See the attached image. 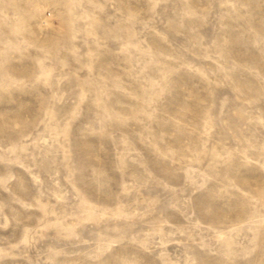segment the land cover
<instances>
[{"label":"rangeland","instance_id":"obj_1","mask_svg":"<svg viewBox=\"0 0 264 264\" xmlns=\"http://www.w3.org/2000/svg\"><path fill=\"white\" fill-rule=\"evenodd\" d=\"M0 264H264V0H0Z\"/></svg>","mask_w":264,"mask_h":264}]
</instances>
